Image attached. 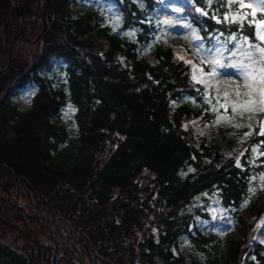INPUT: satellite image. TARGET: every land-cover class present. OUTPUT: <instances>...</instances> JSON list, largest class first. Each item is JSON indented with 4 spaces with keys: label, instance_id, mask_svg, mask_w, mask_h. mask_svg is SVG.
<instances>
[{
    "label": "trees",
    "instance_id": "1",
    "mask_svg": "<svg viewBox=\"0 0 264 264\" xmlns=\"http://www.w3.org/2000/svg\"><path fill=\"white\" fill-rule=\"evenodd\" d=\"M102 1L76 14L71 0H0V225L16 241L0 238V264H264L251 200L264 183V0H184L187 55L203 72L226 58L247 83L228 110L148 24L157 1ZM32 84L25 110L14 98ZM69 106L72 125L55 122ZM243 110L257 122L231 157L197 146L193 121L231 130ZM231 225L241 240L222 238Z\"/></svg>",
    "mask_w": 264,
    "mask_h": 264
},
{
    "label": "rangeland",
    "instance_id": "2",
    "mask_svg": "<svg viewBox=\"0 0 264 264\" xmlns=\"http://www.w3.org/2000/svg\"><path fill=\"white\" fill-rule=\"evenodd\" d=\"M93 1L94 0H73L72 7L76 12L86 11L93 8ZM155 1H157V7L154 18L151 19L148 24L154 28V33L163 35L168 45L173 48L177 55L186 57L190 60V57H187V54L183 53L184 44L189 40L190 34V30L186 27V22L183 17L184 0ZM241 1L246 5L252 2V0ZM102 2H104L105 7L109 10L113 9V0H103ZM94 8H96V6H94ZM108 16L111 17L112 13L110 12ZM259 34L260 37L261 35H264V26L260 27ZM251 56L253 57V55ZM140 58L151 60L153 58L152 50L145 48L140 52ZM249 61L254 64V57L249 58ZM191 62L194 67H196V70L194 71L195 76L202 87L204 98L210 102L220 101L224 110H228L231 103L235 105V99L249 92L247 83L243 80L244 76L242 73L239 69L236 70V68H234L226 58H223L220 66L212 72L200 71L199 67L205 63V58L198 56L197 59H192ZM61 64L62 61H59L57 66ZM37 92V86L29 85L28 87L20 90L17 96H15L14 102L23 109L29 110ZM250 98L254 99L255 97L251 95ZM179 105L180 102L174 103V106ZM74 111L75 107L69 106L64 113L55 116L54 121L60 125H72ZM231 122H233V124H231V130H224L223 126L219 122L213 121L203 126L197 121H193L192 127L197 134V146L200 147L201 145H205L207 147H215L225 156L231 157L239 150L246 140L248 135V131L246 129L253 127L255 122H257V117L255 113H247L243 110L242 113L237 112L236 117H231ZM245 133H247V135H245ZM251 200L264 209V187L261 186L260 189L255 190L251 195ZM215 209V204L211 203L207 210L214 212ZM240 214L247 219L251 218L246 204L240 208ZM257 237L262 243H264V225L262 223L260 229L258 230ZM0 238L10 244H15L16 242L13 232L5 229L2 225H0ZM222 238L227 242L230 239L234 241L242 239L237 228L232 225L225 230ZM187 250L188 244L187 241L184 240L181 251L186 252Z\"/></svg>",
    "mask_w": 264,
    "mask_h": 264
},
{
    "label": "snow or ice",
    "instance_id": "3",
    "mask_svg": "<svg viewBox=\"0 0 264 264\" xmlns=\"http://www.w3.org/2000/svg\"><path fill=\"white\" fill-rule=\"evenodd\" d=\"M199 11L203 12L202 9H199ZM205 14H207V13H205ZM166 23H167V21H166ZM261 39H264V35H261ZM249 46L251 47V45H249ZM259 52L261 54L260 68H259V72H260V77H259V79H260V88H259L260 100H259V103L261 105V110L264 111V47H260L259 48ZM214 63L219 64L220 61L217 59V60L214 61ZM248 68L250 70L252 69V64L251 63L248 65ZM250 74L254 75V72L250 71ZM246 103L248 105H250L252 103V101H247ZM262 132H264V130H262ZM245 135H247V133H245ZM237 163H239V161H237ZM262 180H264V177H262ZM262 187H264V185H262Z\"/></svg>",
    "mask_w": 264,
    "mask_h": 264
}]
</instances>
